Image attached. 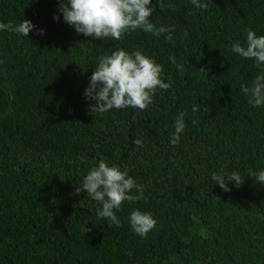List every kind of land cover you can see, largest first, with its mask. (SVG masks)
<instances>
[{"label": "trees", "instance_id": "1", "mask_svg": "<svg viewBox=\"0 0 264 264\" xmlns=\"http://www.w3.org/2000/svg\"><path fill=\"white\" fill-rule=\"evenodd\" d=\"M153 4L173 42L140 30L93 40L63 22L57 0H0V22L35 25L27 38L0 32V264H264V186L252 175L264 168V106L240 91L261 70L232 52L246 30L264 35V0ZM116 48L154 58L171 87L145 110L93 114L84 91ZM179 112L187 126L171 146ZM100 160L144 186L122 203L120 227L82 188ZM221 169L241 184L215 185ZM135 209L157 220L144 238L128 223Z\"/></svg>", "mask_w": 264, "mask_h": 264}, {"label": "clouds", "instance_id": "2", "mask_svg": "<svg viewBox=\"0 0 264 264\" xmlns=\"http://www.w3.org/2000/svg\"><path fill=\"white\" fill-rule=\"evenodd\" d=\"M211 2L212 0H190L197 10L207 9ZM57 3L63 22L72 27L77 35L91 37L93 40L111 38L119 41L129 31L140 30L155 37L163 36L169 42L174 41L173 26L157 27L150 19L155 12L153 0H57ZM53 19L59 20V17L54 16ZM34 30L35 25L29 20H20L18 23L0 22V32H12L25 38ZM43 32L41 29L40 34L43 35ZM183 36L187 38L188 33L185 32ZM232 52L243 59L252 60L261 70L249 83L242 84L240 91L248 98L252 107L264 106V35H257L251 29L246 30L245 42L243 45L240 41L233 43ZM170 60L175 62L174 57H170ZM163 71L161 64L141 50L128 52L116 48L111 54L99 57L84 91L86 100L95 102L90 105L91 112L102 114L126 108L145 110L153 103L157 89L167 90L171 87V81L165 82ZM196 110L194 107L193 111ZM185 116L186 112H179L174 117V131L169 137L171 146H178L181 142V135L187 126ZM196 123L197 121H192L193 125ZM133 144L140 147L143 141L137 138ZM252 175L258 184L264 186V168ZM210 178L225 192L231 191L229 184H241V176L236 171H213ZM82 188L87 196L97 202L96 216L115 227L121 226L117 212L121 210L122 203H134L144 194V186L137 183L127 169L122 170L115 164L109 166L104 160H100L84 176ZM133 190L135 195L132 194ZM128 223L136 235L144 238L156 227L157 220L151 212L135 209L128 215ZM87 230L85 226L84 231Z\"/></svg>", "mask_w": 264, "mask_h": 264}]
</instances>
